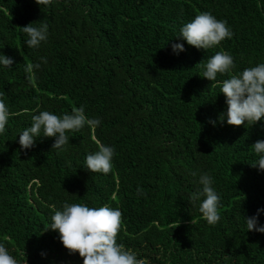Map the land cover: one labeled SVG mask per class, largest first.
<instances>
[{"label":"trees","instance_id":"16d2710c","mask_svg":"<svg viewBox=\"0 0 264 264\" xmlns=\"http://www.w3.org/2000/svg\"><path fill=\"white\" fill-rule=\"evenodd\" d=\"M202 11L226 20L233 36L208 50L177 38ZM32 22L48 25L35 48L22 30ZM178 42L185 51L176 55ZM217 51L233 56L231 74L264 62V0H0V53L13 59L0 66L9 110L0 133V244L19 264H83L58 231H44L65 201L119 208L117 242L144 264H264V233L245 223L264 208V171L252 166L251 147L264 140V120L221 122L220 82L229 75L203 77ZM81 105L98 127L66 132L62 150L43 132L21 148L18 135L34 114ZM97 141L115 149L108 174L84 167ZM201 172L221 195L216 224L190 200Z\"/></svg>","mask_w":264,"mask_h":264},{"label":"clouds","instance_id":"9594fccd","mask_svg":"<svg viewBox=\"0 0 264 264\" xmlns=\"http://www.w3.org/2000/svg\"><path fill=\"white\" fill-rule=\"evenodd\" d=\"M52 0H36L39 5H48ZM27 39L28 47H39L48 38L47 23L36 25L34 22L22 27ZM233 32L226 20L218 19L209 11H202L190 21L182 24L179 35L181 41L197 49L208 50L219 45L226 38H231ZM174 54L179 55L185 51L183 42L173 43ZM41 60L47 63L46 58ZM13 59L0 53V66H11ZM36 68L40 65L36 64ZM235 67L234 58L226 51H217L207 59L204 65L203 77L215 82L218 74L229 75V78L220 82V93L225 96L226 111L220 116L221 122L226 120L229 125H242L245 122L256 123L264 120V62L247 67L237 74H231ZM26 72L31 73L32 65L26 66ZM9 110L3 98H0V133L5 130ZM32 123L19 133V144L22 149H30L43 132V137H54L52 149L62 150L69 143L66 132L79 130L85 125L98 127L101 120L89 118L85 114L83 105L73 108L71 113L55 114L50 111H40L31 117ZM215 125V120H210ZM98 150L90 152L85 157V168L90 172L108 174L112 168L115 149L111 145L97 141ZM257 156L253 167L264 171V140H257L251 146ZM193 176L197 173L193 172ZM201 188L191 194L192 202L199 201V212L208 224H216L220 220L219 206L221 195L214 185V178L208 172H201L198 176ZM201 197H203L201 199ZM264 213V208L257 209V213L245 217L247 231L264 233V224L259 221V216ZM48 229L56 230L59 239L70 252L79 253L83 264H144L138 259L137 253L125 249L117 242V235L122 223V212L108 204L99 207H90L84 203H62L50 217ZM0 264H19L9 250L0 244Z\"/></svg>","mask_w":264,"mask_h":264}]
</instances>
